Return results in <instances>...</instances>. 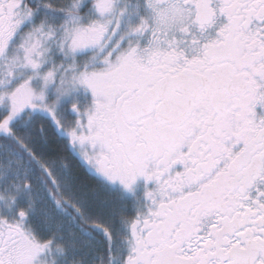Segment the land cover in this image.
Masks as SVG:
<instances>
[{
    "label": "snow or ice",
    "instance_id": "6c2138e0",
    "mask_svg": "<svg viewBox=\"0 0 264 264\" xmlns=\"http://www.w3.org/2000/svg\"><path fill=\"white\" fill-rule=\"evenodd\" d=\"M0 264H264V0H0Z\"/></svg>",
    "mask_w": 264,
    "mask_h": 264
}]
</instances>
